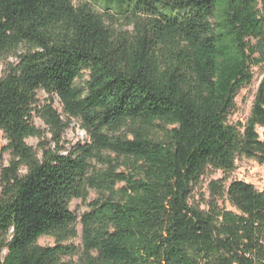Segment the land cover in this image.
<instances>
[{
	"label": "trees",
	"instance_id": "obj_1",
	"mask_svg": "<svg viewBox=\"0 0 264 264\" xmlns=\"http://www.w3.org/2000/svg\"><path fill=\"white\" fill-rule=\"evenodd\" d=\"M4 56L0 264H264V190L226 187L237 160L264 165V74L229 121L264 65V0H0ZM34 112L54 145L39 153ZM73 122L87 141L67 150ZM208 172L224 177L205 211L190 199Z\"/></svg>",
	"mask_w": 264,
	"mask_h": 264
},
{
	"label": "rangeland",
	"instance_id": "obj_2",
	"mask_svg": "<svg viewBox=\"0 0 264 264\" xmlns=\"http://www.w3.org/2000/svg\"><path fill=\"white\" fill-rule=\"evenodd\" d=\"M74 5H78L80 3L86 2V0H71ZM94 9L98 12H102L100 6L96 4L94 6ZM166 14H171L169 11H165ZM118 22L117 26H120L124 24V18L121 16L116 17ZM14 59L11 57H0V76L3 75L4 70L6 68V65L10 62H13ZM252 72L254 73V78L251 83V85L248 88H245L240 92L238 97L236 98V110L234 114L230 117V123L235 124L236 122H245L249 115L251 106L254 100V96L256 93V90L258 88L260 79L262 78V75L264 74V65L262 67H254L252 68ZM37 108L41 109L45 105L52 104V107L58 112L61 113V106L59 104V101L55 98L53 102H50V96L46 95L43 92H39L37 95ZM32 122L35 125L37 129H39L42 132L41 138H29L26 140V144L31 147L34 151L38 152L39 149V143L42 141H47L51 143V147L54 148L53 143L51 142V134L50 129L48 126L45 125L43 120L36 114V112L32 115ZM262 130L260 129L259 134L262 138ZM62 145L65 146L67 150H69L71 147L76 145L79 142H85L87 141V137L85 132L80 128L79 124L77 122H73L71 126L64 132L62 135ZM6 145V142L2 136V133L0 132V149ZM4 164L7 165L9 156L7 154L2 155ZM223 174L221 172H208L205 174L199 184L194 187L190 199V203L199 206L201 210L207 211L209 209V203L211 202V193H210V183L212 181L221 180L223 178ZM229 179L226 183V187L229 185L230 182L238 180V181H244L246 183H249L254 186V188L258 191L264 190V165L258 164L253 159H246L241 158L237 160L236 162V170L232 174H230ZM96 198V195L91 193L88 202L92 201ZM87 202V203H88ZM87 203L83 204L78 200H74L70 204V210L76 214V216L80 219L81 215L88 211ZM217 205L219 208H223L225 210L232 211L233 208L230 206V204L227 201H217ZM77 233L78 238L71 240L67 242V244H74L76 246L80 245V235H81V227L80 225L77 226ZM38 245L42 247H51L54 245V241L52 238L49 237H43L39 239Z\"/></svg>",
	"mask_w": 264,
	"mask_h": 264
},
{
	"label": "water",
	"instance_id": "obj_3",
	"mask_svg": "<svg viewBox=\"0 0 264 264\" xmlns=\"http://www.w3.org/2000/svg\"><path fill=\"white\" fill-rule=\"evenodd\" d=\"M262 139L264 140V129L262 130Z\"/></svg>",
	"mask_w": 264,
	"mask_h": 264
}]
</instances>
